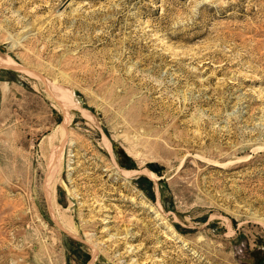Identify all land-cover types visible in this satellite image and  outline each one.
<instances>
[{
	"label": "rangeland",
	"instance_id": "obj_1",
	"mask_svg": "<svg viewBox=\"0 0 264 264\" xmlns=\"http://www.w3.org/2000/svg\"><path fill=\"white\" fill-rule=\"evenodd\" d=\"M0 58V264H264V0H0Z\"/></svg>",
	"mask_w": 264,
	"mask_h": 264
},
{
	"label": "bare ground",
	"instance_id": "obj_2",
	"mask_svg": "<svg viewBox=\"0 0 264 264\" xmlns=\"http://www.w3.org/2000/svg\"><path fill=\"white\" fill-rule=\"evenodd\" d=\"M3 58H4V56H3ZM4 59H5V58H4ZM4 59H3V60H4ZM1 60H2V59L0 58V61H1ZM3 60H2V61H3ZM5 60H6V59H5Z\"/></svg>",
	"mask_w": 264,
	"mask_h": 264
}]
</instances>
